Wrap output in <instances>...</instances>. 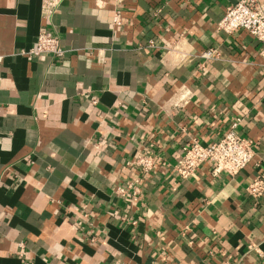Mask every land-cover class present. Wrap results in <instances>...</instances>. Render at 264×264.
I'll list each match as a JSON object with an SVG mask.
<instances>
[{
	"label": "crops",
	"instance_id": "obj_1",
	"mask_svg": "<svg viewBox=\"0 0 264 264\" xmlns=\"http://www.w3.org/2000/svg\"><path fill=\"white\" fill-rule=\"evenodd\" d=\"M236 1L123 0L114 27L113 0H61L48 20L42 0H0V264H264V196L246 193L264 166L262 45L216 29ZM41 31L61 57L29 53ZM236 119L246 167L173 174L184 144ZM136 151L158 161L132 204L114 189Z\"/></svg>",
	"mask_w": 264,
	"mask_h": 264
},
{
	"label": "built area",
	"instance_id": "obj_2",
	"mask_svg": "<svg viewBox=\"0 0 264 264\" xmlns=\"http://www.w3.org/2000/svg\"><path fill=\"white\" fill-rule=\"evenodd\" d=\"M61 0H42L40 15L42 19L48 20L56 11ZM114 14L112 25L119 27L122 23L119 6L123 0H113ZM216 29L227 35L238 30H243L257 39L262 45L261 53L264 55V0H237L226 7L222 18L217 22ZM182 56L185 53L179 49ZM30 54L38 56L43 53H50L59 58L64 54L60 46L59 39L45 32H40L37 43ZM220 51L217 48H209L201 53L203 61L218 60ZM184 87L178 90L177 96L171 105L174 108H182L187 102V97L183 94ZM238 119L232 123V129L215 142L204 144L198 139H192L189 143L181 147V152L177 160L172 165V172L179 179H186L194 175L195 171L201 167H207L213 174L224 173L233 176L250 163L254 156V141L243 137L234 131ZM156 157L145 151H136L125 162V166L134 169L137 176L127 181L124 185H118L114 189V194L129 200L132 204L137 203L142 196L140 182L141 175H148L155 170ZM140 174V175H139ZM249 197L258 200L264 196V166L259 169L256 176L246 187ZM187 228V227H186ZM264 261V252L257 251Z\"/></svg>",
	"mask_w": 264,
	"mask_h": 264
}]
</instances>
